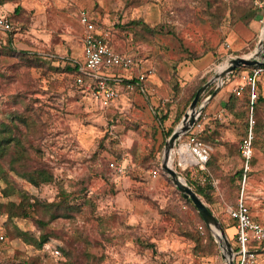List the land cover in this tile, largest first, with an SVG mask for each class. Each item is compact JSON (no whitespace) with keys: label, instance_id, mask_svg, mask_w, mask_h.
<instances>
[{"label":"rangeland","instance_id":"obj_1","mask_svg":"<svg viewBox=\"0 0 264 264\" xmlns=\"http://www.w3.org/2000/svg\"><path fill=\"white\" fill-rule=\"evenodd\" d=\"M255 2L0 0V7H18L14 35L7 39L0 33V119L8 120L13 112L27 118L31 128H20L31 143L30 167L43 166L54 174L52 182L38 187L15 173L0 183V203H30L25 206L29 218H8V208H0V232L6 237L0 243V264H229L225 239L209 228L214 246L210 235L199 230L203 220L191 200L163 170L156 179L151 172L163 163L169 131L177 128V117L196 90L230 60L258 49L264 16L246 19L258 10ZM83 10L111 30L115 47L133 51L156 68L147 84L150 93L125 91L121 109L107 111L76 87L69 68L81 59ZM242 74H230L222 86L218 81L211 85L219 89L216 107L206 108L204 120L211 167L191 165L183 171L172 163L193 190L208 192L201 199L225 232L229 228L233 249L231 206L243 198L264 224V102L256 117L252 110L249 114V131L253 117L260 132H253L254 156L246 179L240 177L244 117L226 108L233 89L243 83ZM261 81L264 95V77ZM17 94L20 99L14 102L11 97ZM207 95L201 105L213 94ZM113 161H125V173L112 169ZM63 192L71 196L66 214L38 207L37 202L61 200ZM44 233L50 239L40 247ZM54 246L61 259L47 251Z\"/></svg>","mask_w":264,"mask_h":264},{"label":"built area","instance_id":"obj_2","mask_svg":"<svg viewBox=\"0 0 264 264\" xmlns=\"http://www.w3.org/2000/svg\"><path fill=\"white\" fill-rule=\"evenodd\" d=\"M255 3L264 12V0H256ZM80 23L85 30L83 38L84 61L79 69L80 75L75 80L76 87L106 110L111 109L122 96L121 83L124 80L129 82L125 90L131 92L135 90L136 86H139L142 87V92H145V83L155 77L156 69L147 65L145 61L139 59L134 53L118 52L108 41L111 36V30L95 23L86 11L81 12ZM13 30H15L13 22L7 17L0 16V32L8 33ZM254 67L251 73L242 74L243 83L233 89V92L238 97L248 91L252 111L259 99L258 83L260 77L264 74L263 66ZM121 73H124V75H121ZM132 81L134 83H131ZM202 114L203 110L201 109V112L197 115L196 123L186 134L203 131V124L199 123ZM251 124L249 134L243 139L240 147L241 156L244 159L245 179L247 178V173L251 171V160L254 156L252 128L255 121L253 117ZM183 145L189 148L190 157L194 161L191 162L188 158H184L181 165L185 164L186 167L196 165L204 169L210 159V147L200 142L196 135L189 138L188 143L181 144V146ZM110 167L119 173H125L127 169L125 161H113ZM151 174L153 178H158L161 175L160 168L154 169ZM229 214L231 219L236 222L237 229L236 252L233 249L235 253L234 264H261L260 252L253 248V244L264 243V224L253 219L251 210L243 198L235 206L229 208ZM199 230L203 232L204 227L200 225ZM5 240L6 237L0 233V243ZM47 251L52 257L62 258L60 249L55 246L47 247Z\"/></svg>","mask_w":264,"mask_h":264},{"label":"trees","instance_id":"obj_3","mask_svg":"<svg viewBox=\"0 0 264 264\" xmlns=\"http://www.w3.org/2000/svg\"><path fill=\"white\" fill-rule=\"evenodd\" d=\"M259 13V14H258ZM257 16L263 17L264 16V12L258 8L257 11H251L249 15L246 16L247 18H256ZM15 26V25H14ZM16 30H13L12 32H8V33H3L0 32L2 34L6 35V38L8 39L10 36L12 37L14 35ZM111 36H112V32H111ZM111 36L108 39L109 44L114 47L118 52L121 53H132L130 50H121L117 47H115L112 43L111 40ZM130 40L134 43V38L132 36H130ZM12 40V39H11ZM10 40V41H11ZM131 46H133V44H131ZM80 66L81 63H76L73 70L72 68H69L70 71L74 72V80H76L77 76L80 75ZM264 67V65H263ZM255 67H241L236 69V71H234L232 73V75L234 74H242V73H251L252 70ZM156 69V68H155ZM118 71V70H117ZM157 72V70H156ZM85 77V76H84ZM264 77V74H262V76L260 77L259 83H258V93H259V99L256 102V104L254 105L253 108V113L254 116H257V112L258 109L260 107V105L264 102V95L262 92V78ZM86 78V77H85ZM129 82L124 80L121 84L124 88H126L127 84ZM131 83H134L133 81ZM205 83H203L204 85ZM200 86L196 92L193 94V96L191 97L190 101L187 104V107L183 109V112H181L179 114V116L177 117V125L180 124L181 120L183 119L185 113L187 112L189 106L192 104L197 91L203 87ZM139 90L140 92H142V87L139 88H135L134 91ZM131 91V92H134ZM215 91L214 87H209L206 90V94L207 97L211 94H213ZM20 95L17 94L15 96H12L11 99L16 102L17 100H19ZM203 98V97H202ZM202 98L199 101V105H201L202 102ZM227 110L231 111V113H234L237 117H244V121H243V125H242V129H243V133H244V138H246L248 136V132H249V126H250V116L249 114L251 113V104H250V97H249V93L248 91L245 92V94H243L241 97H238L234 92H232V95L230 97V100L228 101L227 105H226ZM11 117L8 118V120H1L0 119V183L2 182V180H4L6 177L9 176L10 173H15L16 175H18L19 177L25 179L28 183L34 185V186H40L41 184L44 183H50L54 180V174L44 168L43 166L37 167V168H31L30 164L32 162H34V159L31 157V143L29 142V138L27 140V136L23 133L22 129L20 128V124H23L24 126H27L28 129L31 128L30 124L27 122V118L22 116L21 114L17 113V112H13L10 114ZM205 115H206V108L203 109V114L199 119V123L203 124V131L198 132V133H188L186 135V137L192 138L194 135H196L197 139L200 142L205 143L204 137L206 139V136H208L207 128L206 125H208V122L206 123L205 120ZM167 116L163 117L162 120H166ZM257 123V122H256ZM255 123V126L252 128V131L255 133H259L260 132V126L258 124ZM260 123V122H259ZM175 130L172 129L169 131L168 134V138L171 137V135L173 134ZM14 151V153H13ZM6 159H10L9 160V165L8 167L5 165V160ZM211 158L208 160L207 164L209 167H211ZM159 166V165H158ZM157 166V167H158ZM160 168V166L158 167ZM188 171V170H186ZM104 175V174H102ZM243 176H245V173L243 171L240 172V177L243 178ZM195 192L200 196V198H204L207 196L208 192L205 191V188L202 187H197L194 189ZM5 194H6V190H4ZM77 195H81V192L76 193ZM63 198L59 201L50 203V204H43L41 202H37L38 207L46 209L48 212H50L51 210L57 211L60 213H67L69 212V210L72 209V207L69 205V199H70V195L63 192L62 194ZM184 196V195H183ZM190 203H192L194 205V203L191 201ZM30 203L29 201L24 202L23 204L20 205H16L12 202H8L5 204L0 203V208H8V218H16V217H24V218H29L30 213L28 211L25 210V206H29ZM76 208L80 209V206H75ZM194 207L196 208V206L194 205ZM209 208V207H208ZM197 209V208H196ZM209 210L212 212V210L209 208ZM1 215V214H0ZM200 215V213H199ZM201 216V215H200ZM202 218V216H201ZM203 220V218H202ZM233 220V219H232ZM235 222V221H234ZM202 226L204 227V231L207 232L210 235V239L212 244L215 246V242H214V238L213 236H211V234L209 233L208 229L209 227L206 225V223L202 222ZM46 227V225H45ZM50 234L48 233H44L42 235V239L38 242V245L40 247H43L44 244H46L49 239H50ZM78 239H74V241H77ZM236 249V248H234ZM68 255V254H67Z\"/></svg>","mask_w":264,"mask_h":264},{"label":"water","instance_id":"obj_4","mask_svg":"<svg viewBox=\"0 0 264 264\" xmlns=\"http://www.w3.org/2000/svg\"><path fill=\"white\" fill-rule=\"evenodd\" d=\"M264 65V37L259 42V47L252 56H242L230 60L226 66L220 69L217 76L211 81L207 82L203 87H201L190 105L189 111L185 114L182 124L175 129L171 137L166 143L164 161L162 163V170L165 174L171 177V180L175 186L183 193L186 200H191L196 206L198 212L202 216L206 225L215 233V236L219 239H225L227 249L230 254L228 263L234 264L235 253L230 241L227 238L226 232L219 221V219L214 215L213 212L202 201L200 196L184 181V179L179 175V173L173 168V151L175 150L177 141L194 126L197 121V115L201 112V109L205 107V104L210 102L219 92L217 89L213 95L208 98L204 104L199 105L200 98L206 92V90L216 81H218L221 86L225 77L232 74L236 69L241 67H254Z\"/></svg>","mask_w":264,"mask_h":264},{"label":"crops","instance_id":"obj_5","mask_svg":"<svg viewBox=\"0 0 264 264\" xmlns=\"http://www.w3.org/2000/svg\"><path fill=\"white\" fill-rule=\"evenodd\" d=\"M18 9V7H16L15 8V5L13 4V3H11V4H7V5H5V6H2V7H0V16H3V17H7L11 22H13L14 23V21H13V15H14V13L16 12V10ZM83 11H86V10H83ZM82 12V11H81ZM81 12H80V14H81ZM89 15H90V17L92 18V20L95 22V17H94V15L93 14H91L89 11H86ZM80 14H79V23H80ZM95 23H97V22H95ZM80 25H81V23H80ZM82 26V25H81ZM82 28H83V31H82V37H81V44H82V49H81V59H79L76 63H83V61H84V45H83V38H84V33H85V30H84V27L82 26ZM154 78V77H153ZM152 79V78H151ZM150 79V80H151ZM149 80V81H150ZM149 81H147V83H145V89H147L145 92H141V94H146V92L147 93H150L149 91V87H148V85L147 84H149L150 82ZM121 88L123 89V92H125V91H127V90H125V88L124 87H122V85H121ZM135 88H139V86H136ZM80 90V89H79ZM81 91V90H80ZM82 92V91H81ZM122 92V93H123ZM127 92H129V91H127ZM140 92V91H139ZM83 93V92H82ZM219 93V92H218ZM218 95V94H217ZM217 95L213 98L214 99V101H210V102H208V103H206L205 104V107L204 108H207V107H209L210 108V110L211 109H213V108H215L216 107V101L215 100H217L216 98H217ZM219 97V96H218ZM90 98V97H89ZM122 98V99H121ZM208 98H210V96L208 97ZM207 98V99H208ZM206 99V100H207ZM212 99V100H213ZM120 100L122 101L123 100V94H122V96L120 97V99L111 107V109H108V110H120L121 108V102H120ZM90 101H92L94 104H95V106L97 107V108H100L101 110H106V109H103L99 104H97V103H95L91 98H90ZM107 110V111H108ZM187 112H188V110H187ZM186 112V113H187ZM185 113V114H186ZM185 116V115H184ZM183 119H184V117H183ZM183 119L181 120V122H180V124H178L177 125V128H178V126L179 125H181L182 124V121H183ZM186 135L187 134H185L184 136H182L178 141H177V144L183 139V138H186L187 139V141L185 142V143H183V144H186V143H188V141H189V139H188V137H186ZM177 144H176V146H177ZM179 146V147H178ZM176 148H175V150L173 151V156H174V163L176 164V166H177V168H179L180 170H183V171H186L188 168L186 167V165L185 164H183V165H181V163H183V160H184V158H188V159H190L191 160V157H190V154H189V148L188 147H186V145H183V146H181V144H179ZM193 162V161H192ZM161 166H162V164L160 165V170L162 171V168H161ZM155 169H159V168H155ZM228 213H229V210H228ZM252 215V214H251ZM228 216H229V218L231 219V217H230V214H228ZM252 217H253V215H252ZM253 219L254 220H256L254 217H253ZM232 220V219H231ZM233 222H234V220H232ZM256 221H258V220H256ZM259 222V221H258ZM261 223V222H260ZM263 224V223H262ZM230 228H233L234 230V233H233V240H235L237 237V229H236V222H234V227H230ZM228 229L229 228H227L226 229V232L228 231ZM1 233V232H0ZM2 234V233H1ZM229 239V241H230V243H231V238L229 237L228 238ZM262 247H264V243H254L253 244V248H255V249H257L259 252L260 251H262L263 249H261ZM260 256L262 257V253L260 252Z\"/></svg>","mask_w":264,"mask_h":264},{"label":"bare ground","instance_id":"obj_6","mask_svg":"<svg viewBox=\"0 0 264 264\" xmlns=\"http://www.w3.org/2000/svg\"><path fill=\"white\" fill-rule=\"evenodd\" d=\"M263 37H264V29H263ZM222 70V69H221ZM190 160V159H189ZM194 161V159L191 157V162Z\"/></svg>","mask_w":264,"mask_h":264}]
</instances>
